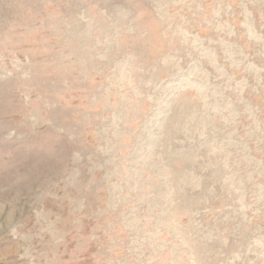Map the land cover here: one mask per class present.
<instances>
[{
    "label": "rangeland",
    "instance_id": "1",
    "mask_svg": "<svg viewBox=\"0 0 264 264\" xmlns=\"http://www.w3.org/2000/svg\"><path fill=\"white\" fill-rule=\"evenodd\" d=\"M0 264H264V0H0Z\"/></svg>",
    "mask_w": 264,
    "mask_h": 264
}]
</instances>
